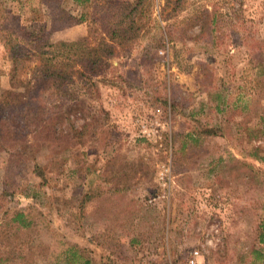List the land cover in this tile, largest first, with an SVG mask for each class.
<instances>
[{
	"label": "rangeland",
	"instance_id": "rangeland-1",
	"mask_svg": "<svg viewBox=\"0 0 264 264\" xmlns=\"http://www.w3.org/2000/svg\"><path fill=\"white\" fill-rule=\"evenodd\" d=\"M20 1L26 19H45L42 0ZM142 2L146 26L161 30L115 48L95 79L97 119L71 113L58 138L20 158L0 149V264H64L71 245L112 264H182L192 249L202 264H264V0ZM54 23L42 40L62 36ZM5 113L21 129L18 111ZM16 211L28 226L11 221Z\"/></svg>",
	"mask_w": 264,
	"mask_h": 264
},
{
	"label": "trees",
	"instance_id": "trees-1",
	"mask_svg": "<svg viewBox=\"0 0 264 264\" xmlns=\"http://www.w3.org/2000/svg\"><path fill=\"white\" fill-rule=\"evenodd\" d=\"M66 1L42 0L45 19L32 21L21 13L20 0H0V54L4 63L0 65V74L6 71L7 75L6 86L0 84V149L9 158L30 154L49 138H58L60 129L54 128L55 124L67 120L73 112H78L84 120L88 116L96 120L97 113L102 111L90 105L95 100V79L108 71V61L116 53L115 48L124 52L134 44L139 47L138 36L146 37L152 27L157 33L161 30L157 23L146 26L144 18L149 10L142 0H102L104 9L93 12L78 9L84 3L90 8L97 0ZM63 2L72 5L77 15L66 10ZM208 21L211 25L206 30L211 33L216 26L215 15L211 14ZM54 22L56 29L63 30L62 36L55 41L42 40L45 28ZM151 38L153 41L149 39L146 43L157 45L161 35ZM29 65H32L29 75L19 77ZM68 103L77 104V108L70 110ZM9 107L18 111L21 129L8 127L5 111ZM192 130L199 134L214 132L207 127ZM32 166L39 183H44V165L33 163ZM41 195L40 190L38 194L32 190L26 197L40 203ZM80 201H85V196ZM10 219L22 227L30 224L21 211L14 212ZM263 239L261 235L259 241ZM90 249L88 256L75 245L62 250L64 264L113 263L97 247Z\"/></svg>",
	"mask_w": 264,
	"mask_h": 264
},
{
	"label": "built area",
	"instance_id": "built-area-1",
	"mask_svg": "<svg viewBox=\"0 0 264 264\" xmlns=\"http://www.w3.org/2000/svg\"><path fill=\"white\" fill-rule=\"evenodd\" d=\"M182 264H202L198 250L192 249L189 251Z\"/></svg>",
	"mask_w": 264,
	"mask_h": 264
}]
</instances>
